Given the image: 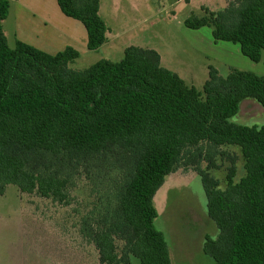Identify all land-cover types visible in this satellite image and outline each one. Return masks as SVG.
Here are the masks:
<instances>
[{"label": "trees", "instance_id": "trees-1", "mask_svg": "<svg viewBox=\"0 0 264 264\" xmlns=\"http://www.w3.org/2000/svg\"><path fill=\"white\" fill-rule=\"evenodd\" d=\"M81 22L87 47L108 42L101 0H56ZM218 11L187 18L192 30L212 28L215 42L239 44L259 63L264 55V0H226ZM11 3L0 0V195L8 186L68 203L80 179L91 186L92 210L83 236L101 264H172L155 221V197L166 178L193 170L203 183L218 237L203 252L215 264H264V125L232 122L242 102L264 108V76L214 67L203 93L161 64L159 53L130 46L119 62L101 60L72 70V47L49 54L17 40L8 44L3 22ZM243 177L236 182L239 156ZM229 163L225 188L212 172ZM206 164L205 168L203 164ZM122 247H119V243Z\"/></svg>", "mask_w": 264, "mask_h": 264}, {"label": "rangeland", "instance_id": "rangeland-1", "mask_svg": "<svg viewBox=\"0 0 264 264\" xmlns=\"http://www.w3.org/2000/svg\"><path fill=\"white\" fill-rule=\"evenodd\" d=\"M53 1L58 7L57 1ZM102 2V16L108 27L126 31V38L116 44L119 48L117 53L109 55L108 47L97 51L88 50L87 31L81 22L61 12L64 19H69L76 26L72 27L61 19H51L54 29L61 31L60 34L55 32L61 41L55 43V48L49 52L56 54L71 47V39L78 42L76 49L81 56L69 65L72 70L87 69L101 60L119 62L124 58L125 48L138 46L157 51L164 66L174 70L189 86L201 93L209 79L210 67L216 68L223 77L232 69L264 76V56L259 63H255L242 54L239 44L215 42L212 28L192 30L184 25L187 18L202 16V7L221 10L224 1ZM109 4H114V7L109 9ZM115 5L125 11V15L117 22H114V17L119 15ZM19 9L14 7L5 24L11 48L15 46L14 32L18 29V23L29 34L27 18H19ZM62 32L71 36H65ZM68 36L71 39H67ZM232 122L261 127L264 125V108L257 101L247 99L242 102L240 112L232 118ZM227 149L239 156L238 182L244 175L242 155L236 148ZM228 166L229 163L224 162L223 168L212 172L220 181L222 189L226 185ZM70 193L68 203H58L38 194H24L13 185L7 187L5 194L0 195V264H101L95 245L81 231L82 219L92 210L95 200L91 195V186L85 179H80ZM155 205L159 212L155 226L167 238L172 264H215L203 252V245L207 236L216 239L219 230L208 216L206 193L196 172L180 169L168 176L156 194ZM122 245L120 242L119 247ZM131 264L140 263L132 259Z\"/></svg>", "mask_w": 264, "mask_h": 264}, {"label": "crops", "instance_id": "crops-1", "mask_svg": "<svg viewBox=\"0 0 264 264\" xmlns=\"http://www.w3.org/2000/svg\"><path fill=\"white\" fill-rule=\"evenodd\" d=\"M9 1L11 3L10 13H9L8 18L3 22V28H4V32H5V35L7 37V40H8V34L5 31V24L9 20L10 16L12 15V12H13L15 6L20 8L19 9V11H20L19 12V18L21 20H25L27 18V21L29 23L28 24L29 27H28V31H27L29 34H26L25 31H23L21 29V26L19 23L17 25L18 29L15 25V28L17 29L14 32L15 37H16V41L20 40V41L25 42V43H27V44H29V45H31V46L39 49V50H42L46 53L51 51V49L55 48V46H54L55 43H60V41H61V40H59V39H61L60 37H56V33L60 34L61 31L59 29H56V28L54 29V26L51 24V19H53V20L61 19V21L68 23L72 27L76 26L75 23H73V22L71 23V21H69V19H64V17H62L63 15H60L62 13V11H59L60 10L59 6L57 7L53 0H37V3H36V0H9ZM221 1H224V3L220 7L221 9H223L227 6V3H226V0H221ZM102 3L103 2L101 0L100 15L103 18V16H102L103 4ZM111 7H114V4L112 6L109 4V9ZM115 7L117 8V13L119 14L118 16L114 17V22H117L118 20H120V18L123 15H125V11H124V8H120V6H118V5H115ZM211 11H213V10H211ZM215 11H218V10H215ZM59 12H61V13H59ZM104 21H105V19H104ZM49 24L52 27H50ZM106 25H107V23H106ZM107 27H108V25H107ZM122 27L123 28L125 27L124 24ZM62 33H64V32H62ZM64 35L66 36L69 34L64 33ZM69 36H71V35H69ZM69 36L67 37V39L68 38L71 39V37H69ZM123 38H126V31L122 30V32H121V31L111 30L108 27V42L104 46H102L100 49L108 47L109 55H111L113 53H117L119 48H118V46H116V44H118ZM16 41H15V43H16ZM71 41L73 44H69V46L76 49L78 42L76 41V39H75V41L73 39H71ZM87 42H88V38H87ZM49 54H55V53L49 52ZM263 56H262V58H263ZM161 64L164 68L175 72L174 70L164 66L162 58H161Z\"/></svg>", "mask_w": 264, "mask_h": 264}]
</instances>
